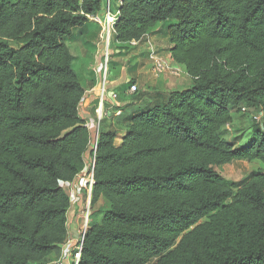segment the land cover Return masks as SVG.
Returning a JSON list of instances; mask_svg holds the SVG:
<instances>
[{"label":"trees","instance_id":"trees-1","mask_svg":"<svg viewBox=\"0 0 264 264\" xmlns=\"http://www.w3.org/2000/svg\"><path fill=\"white\" fill-rule=\"evenodd\" d=\"M103 2L0 0V264H47L67 240L64 184L91 134L64 39ZM118 12L120 46L170 23L191 86L130 114L120 147L99 128L78 264H264V173L234 193L217 170L264 165V0H122ZM242 108L261 119L234 149L221 132Z\"/></svg>","mask_w":264,"mask_h":264},{"label":"crops","instance_id":"crops-1","mask_svg":"<svg viewBox=\"0 0 264 264\" xmlns=\"http://www.w3.org/2000/svg\"><path fill=\"white\" fill-rule=\"evenodd\" d=\"M121 1L114 0L113 12L118 11ZM109 5H111L110 0ZM103 8L104 2L101 11L97 13L99 16H103ZM164 26L165 23L158 24L147 34V37L159 54L171 59V45L167 34L162 32ZM98 33L99 27L89 20L87 26L74 29L69 37L71 41H74L77 49L75 56H73L70 47L67 45L73 60L76 59L80 64V72L77 74L85 91L79 114L88 127L99 123L100 131H114L116 133L114 146L120 147L125 137L126 118L130 114L140 108L164 101L167 95L173 91L184 89L177 88L181 85L178 80L167 76L154 77L151 74L148 51L145 45L146 38L143 37L141 40L133 42L134 44L124 46L116 44L118 47L114 49V54L110 53L106 60L97 46ZM129 50H132V52ZM105 63L106 70H104ZM104 78L108 82V88L106 94L102 96L99 92ZM131 84H135L139 89L135 95L129 93ZM70 210L67 212V222L73 231V228L76 229L79 226H75V223L78 224L76 219L69 221L73 217V215H70ZM62 248L67 249V246L61 245L57 253H53L49 257L47 264H51L60 256Z\"/></svg>","mask_w":264,"mask_h":264},{"label":"built area","instance_id":"built-area-1","mask_svg":"<svg viewBox=\"0 0 264 264\" xmlns=\"http://www.w3.org/2000/svg\"><path fill=\"white\" fill-rule=\"evenodd\" d=\"M104 14L103 16H99L98 14L94 16H89L88 19L95 23L99 27V33H98V42L97 46L102 51L105 59L107 60V57L111 53V46L113 42V36H114V25L117 22L119 18V12L115 11L112 12L110 10L109 0H106L104 2ZM146 38V47L148 51V60L150 64V71L151 74L154 77H161V76H169L171 78H181L183 76H188L185 70L178 64L174 63L171 59L163 57V55L159 54V52L156 50L155 46L151 42V40L147 37V35L144 37ZM131 44V43H130ZM132 44H134L132 42ZM107 69L106 63L104 64V70ZM108 88V82L106 78L102 80V84L100 87V94L104 96L106 94V90ZM138 88L135 84H131L129 86V93L131 95L137 94ZM249 109L242 108L243 112H247ZM254 120L257 122L261 119V116L254 114L253 115ZM99 124V123H98ZM97 124L95 128L96 139H94V142L92 144V161L88 165V171H86L85 167L83 171L78 174L71 182L64 184V187L68 190L70 195V206L69 209L73 207L75 196L79 193L80 187L85 186V189L87 191L86 193V207H85V223L79 233L78 239L74 242L72 239L66 240L63 246H67V249L62 248L60 256L57 258V260H54L51 262V264H78L80 259V252L81 247L83 243V239L85 236L86 231L89 228V217H90V207H91V198H92V190H93V171H94V154L96 150V143L98 139V130L99 125ZM86 125V124H85ZM86 127L89 129L88 125ZM86 176V178L83 179V176ZM68 209V210H69ZM68 220V219H67ZM67 229H68V222H67ZM75 238V237H74ZM76 246V253L72 254V248H75Z\"/></svg>","mask_w":264,"mask_h":264},{"label":"rangeland","instance_id":"rangeland-1","mask_svg":"<svg viewBox=\"0 0 264 264\" xmlns=\"http://www.w3.org/2000/svg\"><path fill=\"white\" fill-rule=\"evenodd\" d=\"M110 2H111L110 8H111V11L113 12L114 0H110ZM167 26L168 25L165 24L164 28H162V32L164 34H167ZM113 42H112V45L114 44ZM64 43L70 47V50L73 56H75L77 49L75 47L74 41H71L70 38L68 37L64 39ZM117 47L118 46L116 44L111 46L112 54H114L113 51ZM129 51L132 52V50H129ZM72 64H73L72 67L75 70V72L76 73L80 72V64L79 62L76 61V59L73 60ZM171 79L180 81L181 85L177 87L178 89L179 88L187 89L191 86L190 84L191 79L189 76H183L181 78H171ZM97 124L98 123H95L94 126H89L92 143L94 142V139H96L97 132H95L94 130ZM255 127H256V122L252 118V115L249 114L248 112L243 113L242 110L239 109L238 111H234L233 116H232V123L222 130L221 137L224 140L231 143L234 149H243L252 143V140L255 137V130H254ZM91 150H92V144H91L90 150L88 151L85 157L86 171H88V165L92 161ZM217 170L223 176V178L225 179L227 184L230 186L232 191L235 193L237 189L241 187L248 180L250 176H252L255 173H264V165L258 161H253V162L233 161L230 164L220 166ZM84 178H86L85 175L83 176V179ZM86 193L87 191L85 189V186L80 187L79 193L75 196L73 207L69 211L71 212L70 215L71 216L73 215V217H71L69 221L71 220L74 221L76 219L78 224L76 225L75 223V226L76 227L79 226L76 229L73 228V231L68 226V237L67 238L71 240L73 239L74 242L76 241V239H78L79 233L85 223ZM101 205H102V202L97 204L95 208H98ZM92 209L93 208L91 206L90 214L92 212ZM204 221H206V219L202 220L201 222H204ZM76 246H77V243L75 244V248L74 249L72 248V254L76 253V250H75Z\"/></svg>","mask_w":264,"mask_h":264}]
</instances>
